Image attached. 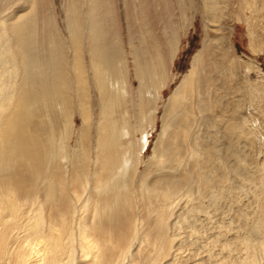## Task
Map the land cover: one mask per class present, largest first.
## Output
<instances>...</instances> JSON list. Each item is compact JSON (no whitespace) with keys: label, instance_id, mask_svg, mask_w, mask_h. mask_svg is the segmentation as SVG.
I'll list each match as a JSON object with an SVG mask.
<instances>
[{"label":"rangeland","instance_id":"1","mask_svg":"<svg viewBox=\"0 0 264 264\" xmlns=\"http://www.w3.org/2000/svg\"><path fill=\"white\" fill-rule=\"evenodd\" d=\"M216 2L205 11V0H0V54L6 52L18 97L0 119V138L18 151L23 140L45 153L58 144L79 152L75 144L81 137L86 147L89 134L96 140L101 106L90 51L107 77L127 84L125 96L107 89L111 121L128 113L135 128L141 104L144 127H154L139 170L155 162L173 120L170 100L186 84L173 147L185 163L172 168L185 174L195 151L202 168L194 175L213 183L194 184L192 199L175 210L171 250L160 264H249L243 243L264 240V0ZM136 67L142 78L158 75L149 92L146 86L151 97L139 95ZM80 99L94 119L81 136ZM253 257L264 264L263 252Z\"/></svg>","mask_w":264,"mask_h":264},{"label":"bare ground","instance_id":"2","mask_svg":"<svg viewBox=\"0 0 264 264\" xmlns=\"http://www.w3.org/2000/svg\"><path fill=\"white\" fill-rule=\"evenodd\" d=\"M209 1L205 0V11L210 6L214 10V2L218 4L217 0ZM3 25L0 22V28ZM93 52L88 53V59L101 106L94 122L96 140L89 134L86 147H82L81 137L75 144L79 152H68L66 146L58 144L49 145L45 153L31 140H23V150L18 151L17 144L0 138V264H160L171 250L168 229L175 210L185 199H192L194 184L213 183L210 176L194 175V170L202 168L195 151L190 156L194 165L186 162L185 174L172 168L185 163L173 147L177 138L174 131L181 125L178 118L185 110L180 95L186 84L170 100L167 117L173 116V120L162 130L163 139L153 153L155 162L143 164L139 170L141 153L146 151L154 127H144L147 116L141 104L135 128L128 113L120 122L111 121L113 106L111 97L105 99L107 89L125 96L127 84L119 75L107 77ZM5 53L0 54V119L18 101ZM151 74L142 78L136 67L140 96L151 97L148 92L158 76ZM79 82L77 79L76 85ZM79 102L81 136L91 130L94 119L86 102ZM163 118L165 121L166 115ZM73 124L74 119L70 126ZM63 136L62 141L68 140L69 135ZM195 176L199 178L195 180ZM260 179L264 187V177ZM260 227L264 228V223ZM243 245L251 254L249 264H255L253 253H264V240H248Z\"/></svg>","mask_w":264,"mask_h":264}]
</instances>
